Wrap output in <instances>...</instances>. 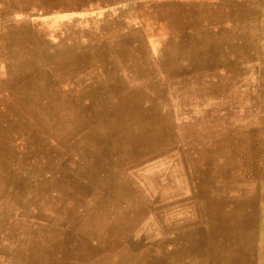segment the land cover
I'll return each mask as SVG.
<instances>
[{
    "label": "rangeland",
    "instance_id": "rangeland-1",
    "mask_svg": "<svg viewBox=\"0 0 264 264\" xmlns=\"http://www.w3.org/2000/svg\"><path fill=\"white\" fill-rule=\"evenodd\" d=\"M196 1L220 5L225 0H18L9 12L3 6L7 0H0V264H10L7 258L24 262L31 254L38 257L21 264H94L104 256L111 257L107 264H117L118 253L141 254L174 237L177 223L190 233V251L207 246L198 188L206 163L196 161L197 153L228 136L215 123L246 125L258 110L244 92L264 90V17L255 0H231L238 6L231 19L181 31L123 13L148 3L162 10L192 8ZM107 19L119 23L103 29ZM234 28L252 34L247 53L225 48L228 59L196 69L174 65L178 55L170 43H206L213 40L210 35ZM59 34L75 37L68 40L75 46L61 54L47 49L58 43ZM244 57L250 60L244 63ZM102 78L92 90L85 86ZM155 111L164 113L159 127L149 118ZM76 231L80 246L66 251L69 233ZM256 243V263L263 264L264 244L259 238ZM172 247L164 244L166 250Z\"/></svg>",
    "mask_w": 264,
    "mask_h": 264
},
{
    "label": "bare ground",
    "instance_id": "bare-ground-1",
    "mask_svg": "<svg viewBox=\"0 0 264 264\" xmlns=\"http://www.w3.org/2000/svg\"><path fill=\"white\" fill-rule=\"evenodd\" d=\"M233 1V0H232ZM231 0H225L220 5H214L209 3L197 2L194 7L188 6L171 7L162 10L160 6H156L152 3L139 6L137 10L130 9L123 12L124 15H139L142 16L144 21H152L163 24L168 30L178 29L179 31L191 27L204 26L214 21L218 23L225 22L235 16L237 3ZM18 0H7L4 2L6 12H9L18 6L16 5ZM90 2V1H89ZM7 3V4H6ZM100 3V2H99ZM110 3V2H109ZM134 3V2H133ZM107 4V3H106ZM29 5V4H28ZM132 6V5H131ZM165 6H172L171 4ZM237 6V7H236ZM255 9L260 10L262 17H264V0H255ZM159 8V9H158ZM69 9V8H67ZM8 10V11H7ZM25 11V10H24ZM135 11V12H134ZM134 12V13H133ZM52 15V14H51ZM261 15V14H260ZM58 18V17H57ZM40 18H38L39 20ZM60 19V18H58ZM72 19V18H71ZM100 19V18H99ZM258 19V18H257ZM41 20H43L41 18ZM62 20V18H61ZM65 20V19H64ZM70 20V19H68ZM254 20V19H253ZM37 21V20H36ZM40 21V20H39ZM52 21V19H51ZM50 21V22H51ZM67 21V20H66ZM6 22V21H5ZM75 22V21H74ZM100 22V21H99ZM243 22V21H242ZM35 23V22H34ZM119 22L107 19L102 23L103 29L109 31L114 25ZM43 24V23H42ZM58 24V23H57ZM254 24V23H253ZM252 24V25H253ZM35 25V24H34ZM38 25V24H37ZM48 25V24H47ZM61 25V24H60ZM124 26L119 24L118 26ZM49 27V26H48ZM62 27V26H61ZM76 27V26H75ZM53 28V27H52ZM97 28V27H96ZM99 28V27H98ZM63 29V27H62ZM137 30V29H136ZM132 31V30H131ZM59 32V31H58ZM135 32V31H134ZM140 32V31H139ZM73 33V32H72ZM71 33V34H72ZM259 33V32H258ZM70 34V33H68ZM261 34V33H260ZM53 35V34H52ZM74 35V34H73ZM5 37V36H3ZM58 43L56 45L47 46L50 49L60 54L71 48L74 45L68 46L70 43L68 40L71 37L59 34ZM72 38H75L72 36ZM70 39V41L72 40ZM78 38V37H77ZM5 39V38H4ZM38 39V38H37ZM50 39V38H49ZM57 39V40H58ZM210 40L206 43L192 44L191 40H186L185 44L179 46L175 42L170 43L171 48L176 51L177 62L174 64L178 66V69L185 67L200 68L206 63L216 62L222 59H228L227 53L242 54L247 53L253 44V36L248 31L225 30V33H215L210 35ZM1 40V39H0ZM109 40V39H108ZM47 41V40H46ZM259 41V40H258ZM48 42V41H47ZM188 44H187V43ZM2 43V42H1ZM17 43V42H16ZM20 43V42H19ZM24 43V42H23ZM76 43V42H75ZM168 43V42H167ZM166 43V45H167ZM28 44V43H27ZM137 44V43H136ZM21 45V44H20ZM23 45V44H22ZM21 45V46H22ZM26 45V44H25ZM52 45V44H51ZM178 45V46H177ZM9 46V45H8ZM14 46V45H13ZM80 46V45H79ZM264 46V44H263ZM11 47V46H10ZM16 47V46H15ZM97 47V46H96ZM108 47V46H107ZM166 47V46H165ZM7 48V47H6ZM25 48V47H24ZM29 48V47H27ZM31 48V47H30ZM35 48V47H34ZM225 48L229 49V52L224 53ZM17 49V48H16ZM41 49V48H40ZM82 49V48H81ZM22 50V49H21ZM26 50V49H24ZM49 50V51H50ZM164 50V49H163ZM18 51V50H17ZM43 51V49H42ZM162 51V50H161ZM6 52V51H5ZM91 52V51H90ZM18 53V52H17ZM70 53V51H69ZM163 53V52H162ZM19 54V53H18ZM17 54V55H18ZM53 54V53H52ZM168 54V53H167ZM22 55V54H21ZM163 55H165L163 53ZM170 55V54H169ZM65 56V54H64ZM4 57H6L4 55ZM38 57V56H37ZM166 57V56H165ZM164 57V58H165ZM110 58V57H109ZM168 58V57H167ZM171 58V57H170ZM108 59V58H107ZM253 59V58H252ZM71 60V59H70ZM250 59L244 57L243 62L246 63ZM51 61V60H50ZM96 62V61H95ZM115 62V61H114ZM226 62V61H225ZM6 63V62H5ZM13 63V62H12ZM49 64V63H48ZM262 64V63H261ZM3 65V64H2ZM5 65V64H4ZM46 65V64H45ZM94 65V64H93ZM173 65V63H172ZM7 66V65H6ZM95 66V65H94ZM170 68V64H167ZM263 66V65H262ZM3 67V66H2ZM41 67V66H40ZM96 67V66H95ZM264 67V66H263ZM6 68V67H5ZM42 68V67H41ZM112 68V67H111ZM36 69V68H35ZM96 69V68H95ZM173 69L174 66H173ZM190 69V68H189ZM34 70V69H33ZM235 70V69H234ZM261 70V69H260ZM100 71V70H99ZM118 71V70H117ZM238 71V70H237ZM96 72V71H95ZM164 72V71H163ZM261 72V71H260ZM81 73V72H80ZM85 73V72H84ZM92 73V72H91ZM119 73V71H118ZM166 73V72H165ZM86 74V73H85ZM90 74V73H89ZM93 74V73H92ZM99 74V73H98ZM97 74V75H98ZM22 75V74H20ZM45 75V74H44ZM201 75V74H200ZM15 76V75H14ZM43 76V75H42ZM90 76V75H89ZM112 76V75H111ZM232 76V75H231ZM263 75H260L262 78ZM201 77V76H200ZM39 78V77H38ZM42 78V77H41ZM40 78V79H41ZM55 78V77H54ZM185 78V77H184ZM166 79V78H165ZM193 79V78H192ZM18 80V79H17ZM27 80V79H26ZM39 80V79H38ZM37 80V83H38ZM78 80V78H77ZM82 80V79H81ZM88 80V79H87ZM195 80V79H194ZM261 80V79H260ZM263 80V79H262ZM57 81V80H56ZM89 81H91L89 79ZM103 81L99 79L93 81L92 84H87L89 89L91 86L98 85ZM188 81V80H187ZM202 81V80H201ZM200 81V82H201ZM40 82V80H39ZM83 84L85 81H82ZM88 82V81H87ZM185 84V81H182ZM190 82V81H189ZM73 83V81H71ZM80 83V82H77ZM13 84V83H12ZM48 84V83H47ZM32 85V84H31ZM34 85V84H33ZM138 85V84H137ZM16 86V85H15ZM84 86V85H83ZM30 87V86H29ZM38 87V86H37ZM74 87V86H72ZM99 87V86H98ZM168 87V86H167ZM176 87V86H175ZM54 88V87H53ZM56 88V87H55ZM87 88V87H86ZM101 88V87H100ZM109 88V87H108ZM131 88V87H129ZM177 88V87H176ZM1 89V88H0ZM47 89V88H45ZM63 89V88H62ZM94 89V88H93ZM159 89V88H158ZM8 90V89H7ZM23 90V89H22ZM21 90V91H22ZM38 90V89H36ZM51 90V89H50ZM92 90V89H90ZM96 90V89H95ZM46 91V90H45ZM54 91V90H53ZM101 92L103 90H100ZM264 90H253L248 94L252 103L257 104L258 110L252 112L246 125L230 126L229 123H215L216 127H223L228 133L225 138L215 139L208 146L203 145L200 148L203 151L197 153V160L205 161L206 177L199 182L198 188L202 190L203 209L205 211V222L207 229L205 230V240L207 246L190 251V233L187 229H179V223L174 225V237L164 239L163 241H157L152 243L149 249L144 250L141 254L133 253L130 255H123L118 253L116 255V262L120 264H179L180 258H183L184 264H256V251L255 245L258 242L264 244V107L261 106L264 103V97L262 92ZM9 92V90H8ZM23 92V91H22ZM26 92V90L24 91ZM98 92V91H97ZM100 92V93H101ZM157 92V91H156ZM50 93V92H49ZM105 93V92H104ZM73 94V93H72ZM94 94V93H93ZM98 94V93H96ZM22 95V94H21ZM37 95V94H36ZM83 95V94H82ZM106 95V94H105ZM111 95V94H110ZM173 95V94H172ZM175 95V94H174ZM173 95V96H174ZM80 96V95H79ZM103 96V95H102ZM21 97V96H20ZM44 97V95H43ZM78 97V96H76ZM89 97V95H88ZM140 97V96H139ZM138 97V98H139ZM160 97V96H159ZM83 98V97H82ZM137 98L136 102H139ZM170 98V97H169ZM58 99V98H57ZM178 99V98H177ZM79 100V99H78ZM77 100V101H78ZM171 100V99H170ZM39 101V100H38ZM53 101V100H52ZM76 101V100H75ZM85 101V100H84ZM175 101V100H174ZM1 102V101H0ZM11 102V101H10ZM33 102V101H32ZM35 102V101H34ZM62 102V101H61ZM83 102V101H82ZM258 102H263L258 104ZM59 103V101H58ZM81 104V103H80ZM129 104V103H127ZM7 105V104H6ZM46 105V104H45ZM83 105V104H81ZM37 106V104H36ZM35 106V107H36ZM40 106V105H39ZM118 106V104H117ZM121 106V105H120ZM141 109V105H135ZM13 107V106H12ZM59 107V106H58ZM63 107V106H62ZM91 107V106H90ZM96 107V106H95ZM55 108V107H53ZM89 108V107H88ZM83 109V108H82ZM1 111V110H0ZM44 111V110H42ZM89 111V110H88ZM112 111V110H111ZM36 112V111H35ZM46 112V111H45ZM64 112V111H63ZM23 112H21L22 115ZM37 113V112H36ZM47 113V112H46ZM89 114V113H88ZM106 114V113H105ZM18 116V114H16ZM60 115V114H59ZM155 115V117H153ZM40 116V115H39ZM46 116V115H45ZM48 116V115H47ZM164 117V113L160 111L153 112V115H149L151 122L155 127H159ZM49 118V117H48ZM66 118V117H65ZM52 119V118H51ZM54 119V118H53ZM77 119V118H76ZM154 119V120H153ZM58 120V119H57ZM28 121V120H27ZM61 121V120H59ZM57 121V122H59ZM63 122V121H62ZM18 123V122H17ZM43 123V122H42ZM46 124V123H45ZM95 124V123H94ZM137 124V123H136ZM60 125V124H59ZM63 125V124H62ZM68 125V124H67ZM66 125V126H67ZM140 128L143 123L140 124ZM30 126V125H29ZM55 126V125H54ZM64 126V125H63ZM69 126V125H68ZM72 126V125H71ZM107 126V125H106ZM180 126V125H179ZM57 127V126H56ZM60 127V126H59ZM92 127V126H91ZM167 127V125H166ZM63 128V127H62ZM73 128V127H72ZM48 129V128H47ZM51 129V128H50ZM90 129V128H89ZM29 130V129H28ZM64 130V129H63ZM95 130V129H94ZM113 130V129H112ZM57 131V130H56ZM61 131V130H60ZM70 131V130H69ZM86 131V130H85ZM7 132V131H6ZM109 132V131H108ZM117 132V131H116ZM169 132V131H168ZM53 133V131H52ZM87 133V132H86ZM110 133V132H109ZM3 134V133H2ZM8 134V132H7ZM54 134V133H53ZM65 134V133H64ZM84 134V133H83ZM169 134V133H168ZM187 134V133H186ZM17 135V134H16ZM85 135V134H84ZM83 135V136H84ZM99 135V134H98ZM60 136V135H59ZM101 136V135H100ZM10 137V135H9ZM12 137V136H11ZM14 137V136H13ZM80 137V136H79ZM86 137V136H85ZM188 137V136H187ZM22 138V137H21ZM77 138V137H76ZM83 138V137H82ZM116 138V137H115ZM169 138V137H168ZM186 138V137H185ZM183 137V139H185ZM192 138V137H191ZM190 138V139H191ZM11 139V138H10ZM182 139V141H183ZM87 140V139H86ZM103 140V139H102ZM15 141V140H13ZM189 141V140H188ZM80 142V141H79ZM88 142V141H87ZM159 142V141H158ZM1 143V142H0ZM4 143V142H3ZM2 143V144H3ZM19 143V142H18ZM81 143V142H80ZM118 143V142H117ZM160 143V142H159ZM203 143V142H202ZM32 144V143H31ZM74 144V142H73ZM79 144V143H78ZM82 144V143H81ZM184 144V143H182ZM181 144V145H182ZM14 145V144H13ZM35 145V144H34ZM152 145V144H151ZM150 145V146H151ZM5 146V145H4ZM57 146V145H56ZM81 146V145H80ZM84 146V145H83ZM83 146H81L83 148ZM86 146V145H85ZM92 146V145H91ZM104 146V145H103ZM120 146V145H119ZM6 147V146H5ZM8 147V146H7ZM11 147V146H10ZM30 147V146H29ZM42 147V146H41ZM149 147V146H148ZM184 147V146H183ZM9 148V147H8ZM35 148V147H34ZM71 148V147H70ZM74 148V147H73ZM146 148V147H145ZM45 149V148H44ZM87 149V148H86ZM206 149V151L204 150ZM46 150V149H45ZM58 150V149H57ZM63 150V149H62ZM48 151V150H47ZM98 151V150H97ZM112 151V150H111ZM1 152V151H0ZM56 152V150H55ZM64 152V151H63ZM83 152V151H82ZM101 152V151H100ZM137 152V151H136ZM72 153V152H71ZM103 153V152H102ZM109 153V152H108ZM126 153V152H125ZM185 153V152H184ZM57 154V153H56ZM63 154V153H62ZM70 154V153H69ZM89 154V153H88ZM96 154V153H95ZM65 155V153H64ZM90 155V154H89ZM126 155V154H125ZM63 156V155H62ZM74 156V155H73ZM112 156V155H111ZM129 156V155H128ZM7 157V156H6ZM9 157V155H8ZM98 157V156H97ZM127 157V155H126ZM59 158V157H58ZM62 158V157H61ZM85 158V157H84ZM114 158V157H113ZM28 159V158H27ZM64 159V158H63ZM115 160V158H114ZM66 161V160H65ZM64 161V162H65ZM86 161V160H85ZM195 161V162H196ZM27 162V161H26ZM63 162V161H62ZM67 162V161H66ZM106 163V161H104ZM11 164V162H10ZM47 164V163H46ZM100 164V163H99ZM109 164V163H108ZM188 164V163H187ZM22 165V164H21ZM32 165V164H31ZM119 165V164H118ZM30 166V165H29ZM46 166V165H45ZM96 166V165H95ZM105 167V166H104ZM55 168V167H54ZM108 168V167H107ZM114 168V167H113ZM121 168V167H120ZM94 169V168H93ZM92 169V170H93ZM63 170V167H62ZM65 170V169H64ZM63 170V171H64ZM102 170V169H101ZM18 171V170H17ZM100 171V170H99ZM106 171V170H105ZM64 173V172H63ZM68 173V172H67ZM110 173V172H109ZM102 174V173H101ZM116 174V173H115ZM59 175V174H58ZM63 175V174H62ZM92 175V173H91ZM98 175V174H97ZM93 176V175H92ZM14 177V176H13ZM54 177V175H53ZM66 177V176H65ZM94 177V176H93ZM75 178V177H74ZM81 178V177H80ZM117 178V176H116ZM54 179V178H53ZM29 180V179H28ZM27 180V181H28ZM56 180V179H55ZM75 180V179H74ZM81 180V179H80ZM79 180V181H80ZM25 181V180H24ZM33 181V180H32ZM76 181V180H75ZM78 181V182H79ZM113 181V179L111 180ZM15 182V181H14ZM84 182V181H83ZM94 182V181H93ZM99 182V181H98ZM100 183V182H99ZM16 184V183H15ZM25 184V183H24ZM128 184V183H127ZM28 185V184H27ZM48 185V184H47ZM71 185V184H70ZM97 185V184H96ZM12 186V185H11ZM20 186V185H18ZM49 186V185H48ZM117 186V185H116ZM52 187V186H51ZM50 187V188H51ZM59 187V186H58ZM91 187V186H90ZM13 188V187H12ZM16 194L18 188L15 187ZM25 188V187H24ZM55 188V187H54ZM110 188V187H108ZM116 188V187H115ZM53 189V188H52ZM51 189V190H52ZM59 189V188H58ZM78 190V188H76ZM120 189V187H119ZM90 190V189H89ZM92 190V189H91ZM118 190V189H117ZM74 191V190H73ZM111 191V190H110ZM128 191V190H127ZM126 191V192H127ZM62 192V191H61ZM68 192V191H67ZM91 192V191H89ZM94 192V191H93ZM120 192V191H119ZM130 192V191H129ZM86 193V192H85ZM114 193V192H113ZM134 193V192H133ZM40 194V193H39ZM42 194V193H41ZM53 194V193H52ZM51 194V195H52ZM104 194V193H103ZM116 194V193H115ZM120 194V193H119ZM125 194V193H124ZM67 195V194H65ZM83 195V194H82ZM80 195V197L82 196ZM93 195V194H92ZM133 195V194H132ZM49 196V195H48ZM114 196V195H113ZM124 196V195H123ZM52 197V196H51ZM58 197V196H57ZM72 197V196H71ZM83 197H85L83 195ZM93 197V196H92ZM115 197V196H114ZM126 197V196H124ZM139 197V196H138ZM46 198V197H45ZM48 198V197H47ZM102 198V197H101ZM119 198V197H118ZM131 198V197H130ZM129 198V199H130ZM136 198V195H135ZM42 199V198H41ZM51 200V198H49ZM56 199V198H55ZM71 199V198H70ZM82 199V198H81ZM84 199V198H83ZM82 199V200H83ZM111 199V198H110ZM136 200V199H135ZM40 201V199H39ZM57 201V200H56ZM55 201V202H56ZM79 201V200H78ZM87 201V199H86ZM110 201V200H109ZM129 201V200H128ZM134 201V200H133ZM42 202V201H41ZM73 202V201H72ZM75 202V201H74ZM80 202V201H79ZM78 202V203H79ZM143 202V201H142ZM57 203V202H56ZM86 203V202H85ZM97 203V202H96ZM127 203V202H126ZM47 204V203H45ZM55 204V203H54ZM61 204V203H60ZM77 204V203H76ZM109 204V203H108ZM111 204V203H110ZM62 205V204H61ZM123 205V204H122ZM140 205V203H139ZM40 206V205H39ZM47 206V205H45ZM98 206V205H97ZM101 206V205H100ZM128 206V205H127ZM49 207V206H48ZM59 207V205H58ZM89 207V206H88ZM144 207V206H143ZM54 208V207H53ZM57 208V206L55 207ZM54 208V209H55ZM79 208V207H78ZM81 208V207H80ZM99 208V207H98ZM63 209V208H62ZM59 210V209H58ZM140 210V209H139ZM97 211V210H96ZM196 212V208H191V213ZM67 212V211H66ZM72 213V211H70ZM126 212V211H125ZM142 212V211H141ZM147 212V211H146ZM58 213V212H57ZM70 213V215H71ZM96 213V212H95ZM98 213V212H97ZM59 214V213H58ZM85 214V213H84ZM100 214V213H99ZM106 214V213H105ZM118 214V213H117ZM135 214V213H134ZM137 214V212H136ZM148 214V213H147ZM41 215V214H40ZM64 215V214H63ZM67 215V214H66ZM120 215V214H118ZM146 215V214H145ZM121 216V215H120ZM75 217V216H74ZM88 217V216H87ZM102 216H100L101 218ZM129 218V217H128ZM133 218V217H132ZM135 218V217H134ZM129 220V219H128ZM126 220V221H128ZM141 220V219H140ZM143 220V219H142ZM80 221V220H79ZM119 221V220H117ZM78 222V221H77ZM110 232L114 230L113 221H110ZM73 223V222H72ZM119 223V222H118ZM67 224V223H66ZM139 224V223H138ZM137 224V225H138ZM179 225V226H178ZM71 226V225H70ZM84 226V225H83ZM126 226V224H125ZM80 227V226H79ZM135 227V226H134ZM181 227V226H180ZM259 227V228H258ZM101 228V227H100ZM67 229V227H66ZM123 230V229H122ZM178 230V232H177ZM60 232V231H59ZM134 232V231H133ZM61 233V232H60ZM69 233V232H68ZM58 234V233H57ZM62 234V233H61ZM64 234V233H63ZM129 235V234H128ZM131 235V234H130ZM157 235V234H156ZM13 236V235H12ZM155 236V235H154ZM153 236V237H154ZM101 237V236H100ZM120 237V236H119ZM126 239V237H125ZM147 239H151L148 236ZM161 239V238H160ZM97 240V239H96ZM101 240V239H100ZM132 240V239H131ZM262 240V241H261ZM33 241V239H32ZM64 241V240H63ZM78 233H69L66 251L72 246H80L78 244ZM106 241V240H104ZM37 242V241H36ZM65 242V241H64ZM80 242V241H79ZM86 242V241H85ZM170 242L173 246L171 250L164 249V244ZM17 243L22 244L18 239ZM34 243V242H33ZM32 243V244H33ZM59 243V242H57ZM61 243V242H60ZM60 243L58 244L60 247ZM103 243V242H102ZM261 243V244H262ZM65 245V244H64ZM123 245V244H122ZM86 246V245H85ZM110 246V245H109ZM115 246V245H114ZM264 246V245H263ZM87 247V246H86ZM98 247V246H97ZM117 247V246H116ZM257 247V246H256ZM262 247V246H261ZM99 248V247H98ZM86 249V248H85ZM95 249V248H94ZM107 249V248H106ZM120 249V248H119ZM145 249V248H144ZM151 249H155L153 255L148 252ZM258 249V248H257ZM79 250V249H78ZM88 250V249H86ZM99 250V249H98ZM108 250V249H107ZM264 250V248L262 249ZM102 251V250H101ZM111 251V250H110ZM114 251V250H113ZM124 251V250H123ZM128 251V250H127ZM52 251L49 250V254ZM90 252V250H89ZM86 252V253H89ZM106 252V251H105ZM34 253V252H33ZM97 253V252H96ZM149 253V260L147 255ZM61 254V253H60ZM63 254L65 255L64 251ZM101 254V253H100ZM106 254V253H105ZM262 254H264L262 252ZM91 255V254H90ZM93 255V254H92ZM97 255V254H96ZM193 255V260L190 262V256ZM61 256V255H60ZM104 256V254H103ZM38 257L31 254L26 260L30 262ZM79 257V256H78ZM83 257V256H82ZM101 257V256H100ZM4 257L0 256V260ZM84 258V257H83ZM63 259V258H62ZM111 257L98 258L94 264H107L110 262ZM5 260V259H4ZM12 264H21L22 261H15L13 258H7ZM67 260V259H66ZM70 260V259H69ZM76 260V259H75ZM86 260V259H85ZM91 260V259H90ZM66 262V261H65ZM264 264V257L261 259ZM10 263V264H11ZM70 263V262H69ZM117 263V264H118ZM9 264V263H8ZM30 264V263H29ZM183 264V263H182Z\"/></svg>",
    "mask_w": 264,
    "mask_h": 264
},
{
    "label": "crops",
    "instance_id": "crops-1",
    "mask_svg": "<svg viewBox=\"0 0 264 264\" xmlns=\"http://www.w3.org/2000/svg\"><path fill=\"white\" fill-rule=\"evenodd\" d=\"M214 5H216V4H214ZM218 6V5H217ZM77 233H78V231H76ZM262 253V252H261ZM264 257V254H263V256L261 257V259ZM256 261H257V259L255 258V263H256ZM263 263V262H262ZM257 264V263H256Z\"/></svg>",
    "mask_w": 264,
    "mask_h": 264
}]
</instances>
